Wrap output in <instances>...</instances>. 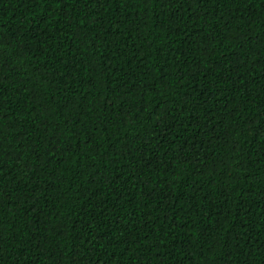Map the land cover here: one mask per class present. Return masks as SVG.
Wrapping results in <instances>:
<instances>
[{"label":"trees","instance_id":"trees-1","mask_svg":"<svg viewBox=\"0 0 264 264\" xmlns=\"http://www.w3.org/2000/svg\"><path fill=\"white\" fill-rule=\"evenodd\" d=\"M0 264H264V0H0Z\"/></svg>","mask_w":264,"mask_h":264},{"label":"snow or ice","instance_id":"snow-or-ice-1","mask_svg":"<svg viewBox=\"0 0 264 264\" xmlns=\"http://www.w3.org/2000/svg\"><path fill=\"white\" fill-rule=\"evenodd\" d=\"M0 47H2V45H0ZM262 134H264V129H262Z\"/></svg>","mask_w":264,"mask_h":264}]
</instances>
